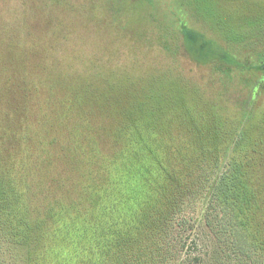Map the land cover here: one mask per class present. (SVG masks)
I'll return each mask as SVG.
<instances>
[{
    "label": "rangeland",
    "instance_id": "1",
    "mask_svg": "<svg viewBox=\"0 0 264 264\" xmlns=\"http://www.w3.org/2000/svg\"><path fill=\"white\" fill-rule=\"evenodd\" d=\"M259 61L264 0H0V169L14 152L31 188L19 204L33 220L24 228L69 194L99 190L101 166L124 151L118 132L141 121L146 129L130 126L131 137L145 140L142 153L168 197L144 232L134 231L148 248L137 258L129 246V264H264ZM238 107L253 117L243 121ZM238 128L245 139L228 168L241 182L230 193L251 197L241 207L242 241L209 211ZM7 199L0 194V210ZM47 236L33 245L0 236V264L96 263L54 257Z\"/></svg>",
    "mask_w": 264,
    "mask_h": 264
},
{
    "label": "trees",
    "instance_id": "2",
    "mask_svg": "<svg viewBox=\"0 0 264 264\" xmlns=\"http://www.w3.org/2000/svg\"><path fill=\"white\" fill-rule=\"evenodd\" d=\"M262 62H256L254 70L264 72ZM261 80H264V77ZM238 108L244 112L243 121L253 117L252 110L248 112V108L246 110ZM136 118L146 120L154 117ZM243 121L242 123H245ZM144 124L140 121L136 125L130 123V126L133 130H141L146 129ZM130 126H127L130 131L122 129L121 134L118 132L119 139L123 136V140H126L121 156L101 166L104 177L99 179L100 189L95 187L91 193L81 194L76 199L74 194H69L68 196L71 197L60 200L57 209L52 208L47 215L37 220L33 229L24 228L26 222L31 224L33 220L29 216L30 210L19 205L23 202L22 194H31V188L24 176L19 174L16 156L14 152L11 155L9 150L6 161L0 169V194L10 196L0 210L2 239L21 245H33L34 241L41 244L49 232L47 237L53 239L52 247L56 246L54 257L79 259L84 263L95 261V264H129L127 258L131 252L126 250L129 246L138 247L133 253L137 258L143 257L148 248L147 241L145 238L142 242L140 238L132 239V235L134 231H137L138 235L144 232V227L148 225V214L154 209L157 210L159 203L168 197V194L164 186L156 185L154 170L149 166L153 158L149 156L148 158L142 153V149L147 147L145 140L138 141L131 137ZM9 133L10 131L7 130L5 134ZM26 138L34 145L33 138L27 136L23 139ZM244 139L245 134L238 128L233 133L224 153V161L210 187V192L214 194L217 202L216 208L209 209L222 219L228 218L234 237L241 241L244 235L243 221L240 219L241 207L248 204L251 197L237 194L236 191L230 193L233 187L240 188L241 182L236 170L230 164L228 168V158L232 148ZM131 148L135 152L138 150L136 156L134 153V157L129 150ZM132 166L135 168L134 171ZM230 174L232 177L229 183ZM130 241H135V244L130 245Z\"/></svg>",
    "mask_w": 264,
    "mask_h": 264
}]
</instances>
